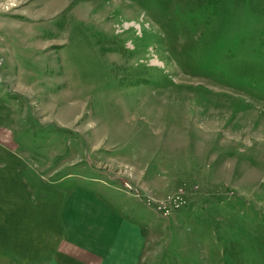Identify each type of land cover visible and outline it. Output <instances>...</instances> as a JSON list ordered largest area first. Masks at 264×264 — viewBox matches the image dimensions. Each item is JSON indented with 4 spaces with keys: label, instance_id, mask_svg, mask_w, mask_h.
<instances>
[{
    "label": "rangeland",
    "instance_id": "1",
    "mask_svg": "<svg viewBox=\"0 0 264 264\" xmlns=\"http://www.w3.org/2000/svg\"><path fill=\"white\" fill-rule=\"evenodd\" d=\"M104 175L163 209L123 213L144 264H264V0H0L5 257Z\"/></svg>",
    "mask_w": 264,
    "mask_h": 264
},
{
    "label": "crops",
    "instance_id": "2",
    "mask_svg": "<svg viewBox=\"0 0 264 264\" xmlns=\"http://www.w3.org/2000/svg\"><path fill=\"white\" fill-rule=\"evenodd\" d=\"M134 166L137 182L142 180L152 193L161 190V180L149 183L147 167ZM106 178L108 186L125 193L126 198H65L62 203L56 199L44 214L45 227L39 239H34L36 244L39 241L40 250L33 259L40 264H144L148 232L137 221H127L123 213L137 216L139 204L145 202L126 190L117 178ZM3 250L0 246V264H8L11 257L13 264H24L26 255L9 249L5 257Z\"/></svg>",
    "mask_w": 264,
    "mask_h": 264
},
{
    "label": "built area",
    "instance_id": "3",
    "mask_svg": "<svg viewBox=\"0 0 264 264\" xmlns=\"http://www.w3.org/2000/svg\"><path fill=\"white\" fill-rule=\"evenodd\" d=\"M125 188H126V190H128V191H130V192H132L138 199H140L139 198V194H138V191L137 190H133V188H132V186H130L129 184H127L126 186H125ZM145 202V201H144ZM177 202V201H176ZM184 202H177L175 205H173V206H171V208H169V209H167V207H165V214L166 215H169L171 212V210L173 209V211H177V210H180V209H182V208H184L185 207V204H183ZM145 204L147 205V206H149L150 208H152L154 211H156L157 213H159L161 216H163L164 214H163V212H162V210L161 209H157V208H155V207H153L152 206V204H150V203H147V202H145ZM165 215V216H166Z\"/></svg>",
    "mask_w": 264,
    "mask_h": 264
}]
</instances>
